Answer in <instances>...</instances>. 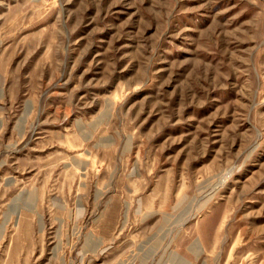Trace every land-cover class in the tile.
Instances as JSON below:
<instances>
[{"label":"rangeland","instance_id":"374dc122","mask_svg":"<svg viewBox=\"0 0 264 264\" xmlns=\"http://www.w3.org/2000/svg\"><path fill=\"white\" fill-rule=\"evenodd\" d=\"M0 264H264V0H0Z\"/></svg>","mask_w":264,"mask_h":264}]
</instances>
